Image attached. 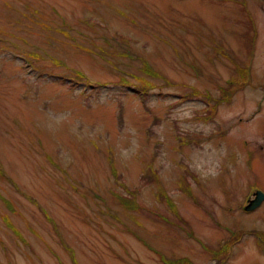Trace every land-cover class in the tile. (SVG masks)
I'll return each mask as SVG.
<instances>
[{"label": "rangeland", "instance_id": "obj_1", "mask_svg": "<svg viewBox=\"0 0 264 264\" xmlns=\"http://www.w3.org/2000/svg\"><path fill=\"white\" fill-rule=\"evenodd\" d=\"M0 165V264H264V0H0Z\"/></svg>", "mask_w": 264, "mask_h": 264}, {"label": "trees", "instance_id": "obj_2", "mask_svg": "<svg viewBox=\"0 0 264 264\" xmlns=\"http://www.w3.org/2000/svg\"><path fill=\"white\" fill-rule=\"evenodd\" d=\"M241 74L243 75V79H242V80H244V78L246 77V71H244V70L241 71ZM143 90H145V88H144ZM224 94H225V95H230L231 93H230V92H227V91L225 90V93H224ZM0 166H1V165H0ZM0 174H2V169H1V167H0ZM181 177L184 178L185 176L182 175ZM155 182H157V181H155ZM158 185L161 186L160 184H158ZM184 191H185V193H186L188 196L191 197V193H190V192H191V189L189 188V185H186ZM158 194H161V193L159 192ZM158 197H159V195H158ZM163 197H165V198L167 199V203H168L170 206L174 205L173 201L169 198L168 195H161V197L158 198V199H159V200H162ZM6 204L8 205L9 208L12 209V205L10 204V202H7ZM12 229H13V231H14L16 234L18 233L17 230H15V228L12 227ZM224 250H225V249H224ZM166 262H167V261H166ZM167 264H190V262H189L188 259H186V258H177V261H176V262H175V260H173V261H168Z\"/></svg>", "mask_w": 264, "mask_h": 264}, {"label": "water", "instance_id": "obj_3", "mask_svg": "<svg viewBox=\"0 0 264 264\" xmlns=\"http://www.w3.org/2000/svg\"><path fill=\"white\" fill-rule=\"evenodd\" d=\"M264 199V194L257 190L255 193V198L250 201V203L245 207V210L254 209L259 203Z\"/></svg>", "mask_w": 264, "mask_h": 264}, {"label": "flooded vegetation", "instance_id": "obj_4", "mask_svg": "<svg viewBox=\"0 0 264 264\" xmlns=\"http://www.w3.org/2000/svg\"><path fill=\"white\" fill-rule=\"evenodd\" d=\"M245 211V210H244Z\"/></svg>", "mask_w": 264, "mask_h": 264}]
</instances>
